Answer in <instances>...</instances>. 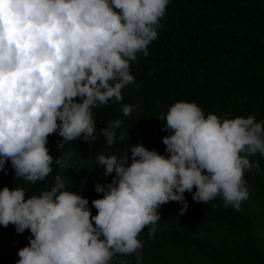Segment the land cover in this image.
<instances>
[{
    "label": "clouds",
    "instance_id": "clouds-1",
    "mask_svg": "<svg viewBox=\"0 0 264 264\" xmlns=\"http://www.w3.org/2000/svg\"><path fill=\"white\" fill-rule=\"evenodd\" d=\"M168 3L0 0V170L10 161L15 178L43 181L53 171L50 135L63 138L58 149L77 138L94 141L92 109L123 100L122 88L135 83L129 62L137 53L149 55ZM122 111L127 117L133 105ZM122 123L102 129L109 146L123 139L116 133ZM161 131L171 133L163 137L167 156L141 143L120 158L97 157L103 176H115L95 185L103 193L91 201L96 215L87 198L64 190L59 176L49 191L27 199L23 188L3 187L0 225L31 233L16 264H111L118 254L137 253L145 227L155 236L161 206L177 202L186 213V192L204 204L221 197L225 207L240 211L250 196L245 171H260L250 158L264 157V121L205 118L196 103L176 102ZM136 264H142L138 254Z\"/></svg>",
    "mask_w": 264,
    "mask_h": 264
},
{
    "label": "trees",
    "instance_id": "trees-1",
    "mask_svg": "<svg viewBox=\"0 0 264 264\" xmlns=\"http://www.w3.org/2000/svg\"><path fill=\"white\" fill-rule=\"evenodd\" d=\"M160 25L157 39L148 45L149 55L137 53V59L129 62L135 83L122 88L123 100L112 98L92 109L96 139L88 143L77 138L58 149L63 138L58 133L50 135L46 146L54 157L52 173L43 181L32 183L15 178L9 161L6 169L0 170V190L5 186L23 188L26 199L40 196L51 189L59 176L65 184L64 190L87 198L92 215H96L91 201L102 198L103 193H97L95 185H106L115 176L114 172L103 176L105 169L99 166L97 157L120 158L129 151V146L141 143L149 150L159 147L165 151L163 137L171 133L161 129L165 128L166 115L174 103L194 102L205 118L215 114L221 121L248 116H254L257 122L264 121V79L253 71L256 57L264 58V41L259 39L264 29V6L249 5L242 0H169ZM125 104L133 105L127 117L122 111ZM117 119L123 121L116 130L117 137L124 133V138H117L109 146L102 129ZM128 156L131 162L130 152ZM56 159L62 165L55 163ZM80 169L86 171L84 177ZM185 199L188 208L183 215L182 205L177 202H169L160 209L189 219L196 215L206 223L222 224L224 229L233 231L242 230L247 223L241 214L243 204L240 211L222 205L215 210L213 201L198 203L187 192ZM160 219L156 229L165 242L172 244L174 233L168 229L172 222ZM29 235V230L17 234L13 225L7 228L0 225V264H16L17 253L28 245ZM151 237L145 227L137 237L142 248L151 244ZM256 238L250 235L237 241L209 234L196 248L197 259L202 264H264V241ZM123 260H126L123 254H118L111 264Z\"/></svg>",
    "mask_w": 264,
    "mask_h": 264
},
{
    "label": "rangeland",
    "instance_id": "rangeland-1",
    "mask_svg": "<svg viewBox=\"0 0 264 264\" xmlns=\"http://www.w3.org/2000/svg\"><path fill=\"white\" fill-rule=\"evenodd\" d=\"M242 1L249 5L257 4L264 6V0ZM259 39L264 41V29L259 34ZM257 58L253 71L260 78L264 79V58ZM155 150L161 155H168L162 148L156 147ZM88 158L90 159V157ZM250 159L259 162L260 171L253 169L250 172L245 171L244 174V180L249 188L250 196L247 201L242 203L243 210L241 214L245 216L247 221L246 225L242 226V230L233 231L227 228L224 229V225L215 222L206 223L196 215L189 219L187 217H180L178 214H173L166 209H158L161 218L172 222V225L168 229L174 233V242L172 244L165 242L161 238L160 231L156 229L155 236L151 237L150 245L137 250V253L123 255L124 258L132 264H136L137 254L142 257V264H202L197 259L196 248L209 234L227 236L237 241H243V237L247 239L252 235L256 236V239L260 237L259 239L264 241V157L257 154ZM58 165H62V162ZM79 173L82 177L87 174L84 169H80ZM195 191L196 189L193 188V192ZM211 201H213L215 210L218 205L224 206L221 197H217Z\"/></svg>",
    "mask_w": 264,
    "mask_h": 264
}]
</instances>
